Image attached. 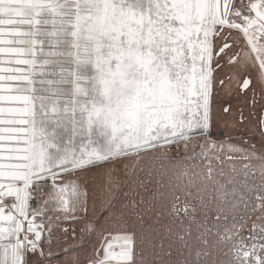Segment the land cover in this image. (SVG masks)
Returning a JSON list of instances; mask_svg holds the SVG:
<instances>
[{"label":"snow or ice","instance_id":"6c2138e0","mask_svg":"<svg viewBox=\"0 0 264 264\" xmlns=\"http://www.w3.org/2000/svg\"><path fill=\"white\" fill-rule=\"evenodd\" d=\"M0 264H264V0H0Z\"/></svg>","mask_w":264,"mask_h":264},{"label":"flooded vegetation","instance_id":"af4514ba","mask_svg":"<svg viewBox=\"0 0 264 264\" xmlns=\"http://www.w3.org/2000/svg\"><path fill=\"white\" fill-rule=\"evenodd\" d=\"M241 91H244L241 86ZM245 117L242 122L239 120V117H236L235 119L237 120V123L235 125L231 124V119H229V123L226 125V123L223 120L216 119V124L214 129L211 130V139L215 140L217 142L219 141H224V142H239L240 138L243 136L245 138H248L249 136L252 135V127L249 124V119L248 117V111L247 109L245 110ZM259 136H253L252 138V143H257L259 141ZM193 163V161H188L189 166ZM219 166V164H217ZM226 166V165H225ZM135 187V185H134ZM140 195L143 196L145 199H151L152 194H153V186H149L147 189L140 188ZM134 198L139 199V196H134ZM245 234H247L245 232ZM222 259L223 257H218Z\"/></svg>","mask_w":264,"mask_h":264}]
</instances>
